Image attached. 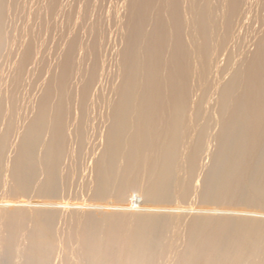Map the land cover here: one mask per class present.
I'll use <instances>...</instances> for the list:
<instances>
[{"label":"bare ground","instance_id":"1","mask_svg":"<svg viewBox=\"0 0 264 264\" xmlns=\"http://www.w3.org/2000/svg\"><path fill=\"white\" fill-rule=\"evenodd\" d=\"M3 194L0 264H264V0H0Z\"/></svg>","mask_w":264,"mask_h":264},{"label":"rangeland","instance_id":"2","mask_svg":"<svg viewBox=\"0 0 264 264\" xmlns=\"http://www.w3.org/2000/svg\"><path fill=\"white\" fill-rule=\"evenodd\" d=\"M252 23H253V22H252ZM253 24H254V26H255V24L258 26V22H254ZM253 24H252V25H253ZM257 26H256V27H257ZM247 41H248V40H247ZM246 43H247V42H246ZM206 160H207V159H206ZM0 196L4 197V194H3V195H0Z\"/></svg>","mask_w":264,"mask_h":264}]
</instances>
